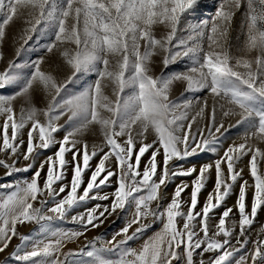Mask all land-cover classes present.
Listing matches in <instances>:
<instances>
[{"label":"snow or ice","instance_id":"1","mask_svg":"<svg viewBox=\"0 0 264 264\" xmlns=\"http://www.w3.org/2000/svg\"><path fill=\"white\" fill-rule=\"evenodd\" d=\"M203 7L0 0V264H88L97 249L112 255L91 264H264V228H251L264 212V0L187 20ZM37 32L44 51L18 61Z\"/></svg>","mask_w":264,"mask_h":264},{"label":"rangeland","instance_id":"2","mask_svg":"<svg viewBox=\"0 0 264 264\" xmlns=\"http://www.w3.org/2000/svg\"><path fill=\"white\" fill-rule=\"evenodd\" d=\"M200 3H202L203 5H206V7H203L200 9V11L192 16H189L187 13L185 14V17L187 18V20H206L209 19L211 17V15L213 14L214 10H215V6L217 4V0H199ZM238 17H239V13L237 14V17L234 18V29H233V44L235 45L236 41V33L238 31L239 28V24H238ZM185 23V18H182L181 24L183 25ZM50 37L44 36V35H40L39 32L34 33L33 37L31 40H29L28 44L25 45V48L23 51H21L20 55L17 57L18 61H27V60H31L34 56L38 55L40 52H43L44 49L42 47H38L39 45H42L44 42H46L47 39H49ZM188 61H187V57L184 58V60H178L176 63L174 64H170L168 66V68L165 69L166 73H171V72H176L179 71L183 68H186L188 66ZM19 73H24L25 75H27L28 73H30L31 68L30 66L27 67H21L19 69L16 70ZM80 79L76 80L74 82V84L70 85V86H66L68 88V93H72V92H78L81 90V88L84 87L85 84H87L95 75L94 72L92 71H86L82 74H79ZM23 78L22 77H15L13 78V80L9 83L8 85V91H15L16 89H19L23 86ZM177 88H179V84H177ZM203 93H189V92H185L184 96H191V95H202ZM37 99H39L37 97ZM68 125H65V128H67ZM239 127V126H238ZM233 129H229L228 133L225 134L224 137H221V139L226 142V138L229 134H234ZM46 151V150H44ZM214 153L210 150H206L203 152H199L197 154H195L194 157H189L188 159L193 160V162L199 160V161H204L206 159H211L213 158ZM33 169H29V171L27 173H14V176H19V175H29L31 174ZM2 179H10V177H3ZM190 189H186L185 192L189 191ZM169 191H171V187L169 188ZM203 193L204 190H202L201 195L199 196L200 201L202 202L203 200ZM183 195V194H182ZM232 201L229 200V203H231ZM227 223V220H226ZM156 225V224H155ZM154 226V225H153ZM252 229H254V231L258 232L260 231L262 228H264V212H259L258 213V219L256 221V223H254L251 226ZM22 231H24L22 229ZM25 232L27 233L28 231L25 230ZM38 232H33V236L37 235ZM9 251H11V249H9ZM5 254L0 252V258H2Z\"/></svg>","mask_w":264,"mask_h":264},{"label":"crops","instance_id":"3","mask_svg":"<svg viewBox=\"0 0 264 264\" xmlns=\"http://www.w3.org/2000/svg\"><path fill=\"white\" fill-rule=\"evenodd\" d=\"M47 151V150H46ZM30 175V174H29ZM108 189H105V191H107ZM92 203V201H84V202H80V205L79 206H84L86 204H90ZM127 207V206H126ZM123 219H124V211L122 210L121 212V215L117 216L112 223H106V227H104L102 229V234L103 236H107L108 234H110L114 229L118 228L122 222H123ZM55 223L57 224H60V223H63V221H56ZM65 227H72L73 225L71 223L69 224H66L64 225ZM159 223H157L156 225L154 224V226L152 225L151 229H146L144 233L140 234L138 237L134 238L133 240H130L128 243L129 245H133L135 246L137 243H140L141 240L143 239L144 235L146 234H151V232H154L158 227H159ZM34 228L37 229V232L39 230V228L41 227V225H34L33 226ZM24 231L27 230L28 231V228H24L23 229ZM97 234V232L95 231H89L87 233V235L89 237H92V236H95ZM82 238H78L76 241H69L68 242V245H66V247H71V246H75L77 243H82ZM109 255H112V253L108 252V251H105V250H102V249H97L95 252H94V256L93 258H85L87 261H88V264H91L92 260L95 259L97 256H109Z\"/></svg>","mask_w":264,"mask_h":264},{"label":"built area","instance_id":"4","mask_svg":"<svg viewBox=\"0 0 264 264\" xmlns=\"http://www.w3.org/2000/svg\"><path fill=\"white\" fill-rule=\"evenodd\" d=\"M154 225V224H153Z\"/></svg>","mask_w":264,"mask_h":264}]
</instances>
